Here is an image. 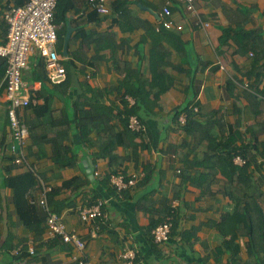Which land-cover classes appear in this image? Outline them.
Returning <instances> with one entry per match:
<instances>
[{
	"label": "crops",
	"instance_id": "crops-1",
	"mask_svg": "<svg viewBox=\"0 0 264 264\" xmlns=\"http://www.w3.org/2000/svg\"><path fill=\"white\" fill-rule=\"evenodd\" d=\"M27 2L0 0V45L8 36L6 12ZM57 5L56 51L64 57L68 82L57 88L45 78L44 59L36 48L22 73L36 102L22 109L21 117L29 126L36 120L42 123L36 129L41 145L30 137L26 152L33 169L15 163L8 151L12 136L1 69L5 58L0 56V264H79L75 255L86 264H124L120 253L127 246L137 250L143 264H264V239L255 257L242 232L247 228L242 226L238 234L234 202L223 193L221 173L208 192L195 185L182 191L177 227L167 242L155 244L149 231L152 221L161 218L152 211L177 199L178 168L207 149L206 142L196 144L174 123L177 109L194 102L201 116L220 109L227 130L236 127L244 133L252 127L264 142V0H194V11L182 0H112L108 15L99 14L87 0H59ZM165 6L181 29L161 28ZM200 20L210 25L202 27ZM227 28L231 34L224 33ZM236 31L241 48L232 37ZM159 62L162 70L156 68ZM126 79L143 84L150 100L157 102L140 111L145 126L141 137H122L119 111L125 101L135 103L129 95L122 99L125 89L120 84ZM80 92L112 108L109 124L117 144L112 157L100 156L96 131L89 142L80 137L74 105ZM133 143L144 145L138 149V162L131 156ZM62 148L69 149L66 160L73 164L57 163ZM252 167L256 177H264V167ZM112 173L141 176L128 190L117 192L103 184ZM144 176L149 179L141 183ZM42 183L52 187L54 212L70 233L85 241L84 250L60 236L47 238L46 213L30 202L40 195ZM261 189L264 213V184ZM99 199L105 202L104 217L84 223L78 210ZM231 238L238 254L227 248L218 252Z\"/></svg>",
	"mask_w": 264,
	"mask_h": 264
},
{
	"label": "trees",
	"instance_id": "trees-1",
	"mask_svg": "<svg viewBox=\"0 0 264 264\" xmlns=\"http://www.w3.org/2000/svg\"><path fill=\"white\" fill-rule=\"evenodd\" d=\"M58 16L57 5L54 16L55 25ZM160 26L163 30H168L162 24H160ZM226 32L231 34L230 29L228 28L224 30V33ZM232 37L238 44L239 48H241V38L238 35V31H236ZM61 40L63 41L62 38ZM156 68L158 70H162L160 62L159 64L157 63ZM1 69L2 72L5 73L6 60L2 62ZM159 74H163V72L159 71ZM68 79L69 78L67 77L64 81L57 83L56 87L60 88L61 86L66 85ZM128 80L129 83H127ZM128 84H130V87L127 86ZM228 85L231 86L230 81L228 82ZM120 87L125 89L122 99H124L126 95H129L135 99V103L132 105L125 101L124 109L119 111V114H121L120 118L122 119L124 125L122 137H141L144 135V133L134 132L128 127L129 118L130 116L135 115L143 123V120L140 117V111L145 108L147 109L149 107L148 103H151L153 106H155L157 102L150 100L151 92L146 90L143 84H138L135 86L134 83H131L130 79H126L125 81L121 82ZM168 88V85L163 87L160 92L156 94L155 98L159 99L160 94L166 91ZM92 95L96 97L94 93ZM78 97V100L74 102L76 113L75 121L76 125L81 130L79 132L81 139L84 138L85 142H89L88 136L90 133L96 131V144L98 149L101 151L100 156L108 155L109 157H112V152L117 146L113 137L114 133L111 131L113 127L109 124L112 119L110 115L112 108L102 103H96V101H94L95 99H93V96H86V92H80ZM81 97L83 102L80 100ZM196 105L198 104L194 102L177 109L173 114V121L180 129L192 136L196 144H202L206 142L207 149L201 157H197L193 160H186L183 166L178 168L181 181L179 186L176 188L177 192L175 194V198L177 199H172L168 203V206L163 207L161 210L156 209L152 211L159 214L161 218H159L158 221H152L151 225L149 226V231L151 233L157 225L165 222L168 217H171L173 223L171 230L172 233V231H174V229L177 227L176 209L178 207L172 206L173 201L179 199V197L182 195V191L188 185H195L199 188L205 189L208 192L213 184L219 182L218 175L221 173L225 182L223 193L229 196L234 202V208L238 218L236 219V229L238 234L241 232L242 226L247 228L246 231L242 232L247 233L249 237L250 252L251 254H254L255 257H259L262 251H260L258 244L262 239H264V213L259 204V199L262 195L261 188L264 184V177H256L252 166L254 165L259 168L264 167V142L260 141L259 136L253 131L252 127L247 129V131L244 133L236 127H232L227 130L224 127L223 112L220 109L215 110L208 115L201 116L199 112L194 110ZM182 114L185 115L184 122H181L180 120V116ZM89 124L92 125V128L87 129L84 127L85 125ZM40 126L42 127V123H38V120L30 123V126L28 125L31 138L39 145H41L42 142L40 139V135L42 134L38 135L36 133V129ZM102 136L105 137L104 144L101 142V139L103 138ZM143 146V144H132L133 152L131 156L137 162L139 157L138 149ZM68 151V148H62L56 157V161L61 167L74 163L72 160H66ZM175 156L176 154L172 155L174 158ZM236 157L242 158L244 163H237L235 161ZM148 175L150 176L149 171ZM149 176H144L141 180V183L148 181ZM130 177L131 176H125V180L128 181ZM103 184L108 185V187L112 186L114 191L117 192L126 191L129 189L127 188L119 191L117 187L111 183V175H109L108 180L104 181ZM49 196L50 195H48V198ZM49 203L52 207V210L54 211L51 202ZM224 221H227V216L224 218ZM193 232H195V230H193ZM151 237L153 240L152 233ZM226 248L231 250L233 255H236L239 252V248L237 247L234 238H231L229 241L225 240L222 243V247L218 248L217 251L222 252L223 250H227Z\"/></svg>",
	"mask_w": 264,
	"mask_h": 264
},
{
	"label": "built area",
	"instance_id": "built-area-1",
	"mask_svg": "<svg viewBox=\"0 0 264 264\" xmlns=\"http://www.w3.org/2000/svg\"><path fill=\"white\" fill-rule=\"evenodd\" d=\"M59 0H28L21 6H15L8 10L5 19L8 22V36L4 44L0 45V56L6 60V69L4 74L5 94L8 105V118L11 130L12 143L8 145V151L13 155V161L17 164L27 163V149L30 142V131L27 123L21 117V110L29 107L36 102L30 94L22 73L28 67L29 57L36 48L44 59V73L47 79L52 83H60L67 78V69L63 63L64 57L56 51L57 30L54 25L55 9ZM88 3L101 15L111 13L112 0H87ZM186 3L187 9L195 10L194 0H182ZM165 18L162 25L168 29H181V25H176L172 19V11L168 6L163 9ZM202 27H208L209 22L199 21ZM199 112V106L194 107ZM181 122L185 121V115L180 116ZM128 127L138 133L145 132V126L135 115L130 116ZM235 161L243 164L244 160L236 157ZM32 168V167H31ZM33 169V168H32ZM34 171V170H33ZM141 174H132L128 181L122 173H112L111 183L119 191L127 189L137 183ZM52 187L42 183L40 195L38 198L30 199V202L37 204L46 213V235L48 239L57 236L62 237L65 242L72 243L82 251L86 247L84 240L76 234L67 230L66 224L60 214L54 212L49 203V192ZM104 200L99 199L95 204L87 208L78 210L79 216L84 223L104 217ZM179 202L173 201L172 206L177 207ZM172 218L157 225L152 230L153 241L156 244H163L171 237ZM94 235V234H93ZM33 251V250H32ZM19 254L20 248L14 249ZM120 258L124 264H142L138 260L137 250L134 247L127 246L120 253ZM74 259L79 264H86L85 260L79 259L78 255Z\"/></svg>",
	"mask_w": 264,
	"mask_h": 264
},
{
	"label": "water",
	"instance_id": "water-1",
	"mask_svg": "<svg viewBox=\"0 0 264 264\" xmlns=\"http://www.w3.org/2000/svg\"><path fill=\"white\" fill-rule=\"evenodd\" d=\"M69 36H70V33H68L67 37L65 38V45H64V53L66 54L67 53V45H68V41H69ZM87 165L89 166V163H87ZM89 173H92V169H89Z\"/></svg>",
	"mask_w": 264,
	"mask_h": 264
},
{
	"label": "clouds",
	"instance_id": "clouds-1",
	"mask_svg": "<svg viewBox=\"0 0 264 264\" xmlns=\"http://www.w3.org/2000/svg\"><path fill=\"white\" fill-rule=\"evenodd\" d=\"M57 37H58V33H57ZM58 39V38H57Z\"/></svg>",
	"mask_w": 264,
	"mask_h": 264
}]
</instances>
